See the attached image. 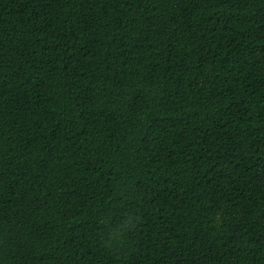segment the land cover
I'll return each mask as SVG.
<instances>
[{"label": "trees", "instance_id": "16d2710c", "mask_svg": "<svg viewBox=\"0 0 264 264\" xmlns=\"http://www.w3.org/2000/svg\"><path fill=\"white\" fill-rule=\"evenodd\" d=\"M0 264H264V0H0Z\"/></svg>", "mask_w": 264, "mask_h": 264}]
</instances>
